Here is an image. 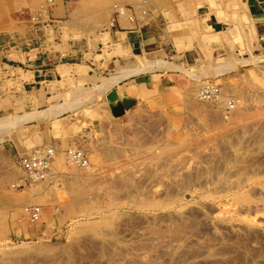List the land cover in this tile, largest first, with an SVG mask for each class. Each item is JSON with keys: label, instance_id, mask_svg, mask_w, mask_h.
Returning a JSON list of instances; mask_svg holds the SVG:
<instances>
[{"label": "rangeland", "instance_id": "obj_1", "mask_svg": "<svg viewBox=\"0 0 264 264\" xmlns=\"http://www.w3.org/2000/svg\"><path fill=\"white\" fill-rule=\"evenodd\" d=\"M249 5L0 0V264H264V15ZM114 13L153 27L165 50L91 88L66 72L54 79L73 111L35 141L27 77L6 63L65 53L68 42L96 47ZM181 32L193 60L166 50ZM36 147L53 148L37 180L19 163ZM71 148L88 165L70 162Z\"/></svg>", "mask_w": 264, "mask_h": 264}, {"label": "crops", "instance_id": "obj_2", "mask_svg": "<svg viewBox=\"0 0 264 264\" xmlns=\"http://www.w3.org/2000/svg\"><path fill=\"white\" fill-rule=\"evenodd\" d=\"M249 6L252 7V16H260L259 13L261 12L264 15V6L259 5L254 0H250ZM49 18L56 17L51 12ZM124 21L121 16L114 13L110 30L104 29L102 34L107 35L97 41L96 47L89 48L86 42L77 43V45L68 42L65 53L49 54L43 52L33 56L27 52L24 60L11 63V65L6 63V66L12 67L14 71L27 77L20 79L19 82L23 85L29 84V96L34 98V108H31V110L38 112V114H33L30 120L33 123L35 141L45 142L48 131L51 136L52 130V126H48V122L57 121L55 125L58 126L59 120L61 121L63 118L70 116L73 111V109L66 106L64 98H56L57 92L53 90L52 86L54 79H58L60 75L66 72L67 76L71 80L73 79L74 82L82 79V81H85V87L91 88L95 84L101 85L106 79H113V77L119 76L127 70L142 67V64L133 56H142L148 53L152 55L154 51L160 52L164 49L160 46L158 39L154 37L153 27L147 26L144 30H140V26L136 22H133L134 25H132L131 22L126 24L127 22ZM207 25L216 32L222 30L223 22L218 20L216 16H211L207 20ZM156 28L162 31L160 23ZM57 44L64 47L62 41L57 42ZM92 50H94V53H90ZM166 50L168 54L175 55L179 53L187 59L193 60L196 47L190 35L181 32L173 38ZM78 66L83 68L81 73L76 72L80 69L77 68ZM144 73L145 71H141L120 79L108 88L110 90L108 94L111 95L114 90L116 93L117 87L127 85L128 80H133L134 77ZM61 108L67 109L56 116H51L52 113L54 114L56 110ZM7 153L10 154L11 152L7 151Z\"/></svg>", "mask_w": 264, "mask_h": 264}, {"label": "built area", "instance_id": "obj_3", "mask_svg": "<svg viewBox=\"0 0 264 264\" xmlns=\"http://www.w3.org/2000/svg\"><path fill=\"white\" fill-rule=\"evenodd\" d=\"M53 1V0H50ZM117 7V6H116ZM124 8H120L123 11ZM131 9V8H128ZM125 12V9H124ZM133 19V16L131 17ZM53 155V148L48 149L47 147H36L30 152L20 157L19 163L27 176L31 179H44L49 175L51 159ZM68 158L70 162L75 164H83L87 162L85 155L82 151L71 148L68 150ZM31 215L37 219L41 217L38 208L31 209Z\"/></svg>", "mask_w": 264, "mask_h": 264}, {"label": "bare ground", "instance_id": "obj_4", "mask_svg": "<svg viewBox=\"0 0 264 264\" xmlns=\"http://www.w3.org/2000/svg\"><path fill=\"white\" fill-rule=\"evenodd\" d=\"M245 60H247V59H245ZM203 78H205V77H203ZM203 78H201V79H203ZM207 82V81H206ZM205 85H207V84H205ZM210 85V84H209ZM84 164H86V165H88L87 163H84Z\"/></svg>", "mask_w": 264, "mask_h": 264}]
</instances>
